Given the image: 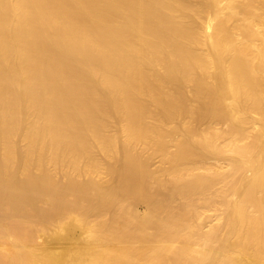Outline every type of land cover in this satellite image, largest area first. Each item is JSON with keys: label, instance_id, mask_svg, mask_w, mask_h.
Segmentation results:
<instances>
[{"label": "bare ground", "instance_id": "bare-ground-1", "mask_svg": "<svg viewBox=\"0 0 264 264\" xmlns=\"http://www.w3.org/2000/svg\"><path fill=\"white\" fill-rule=\"evenodd\" d=\"M0 264H264V0H0Z\"/></svg>", "mask_w": 264, "mask_h": 264}, {"label": "clouds", "instance_id": "clouds-1", "mask_svg": "<svg viewBox=\"0 0 264 264\" xmlns=\"http://www.w3.org/2000/svg\"><path fill=\"white\" fill-rule=\"evenodd\" d=\"M74 225L82 232V239L87 241L94 239L97 236V225L94 221L87 220L78 213H70L63 220L58 221L53 229L57 236H63L67 228Z\"/></svg>", "mask_w": 264, "mask_h": 264}]
</instances>
